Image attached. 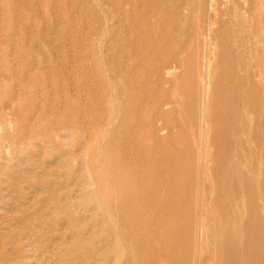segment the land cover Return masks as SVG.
<instances>
[{
    "label": "bare ground",
    "instance_id": "obj_1",
    "mask_svg": "<svg viewBox=\"0 0 264 264\" xmlns=\"http://www.w3.org/2000/svg\"><path fill=\"white\" fill-rule=\"evenodd\" d=\"M12 190L29 264H264V0H0Z\"/></svg>",
    "mask_w": 264,
    "mask_h": 264
},
{
    "label": "rangeland",
    "instance_id": "obj_2",
    "mask_svg": "<svg viewBox=\"0 0 264 264\" xmlns=\"http://www.w3.org/2000/svg\"><path fill=\"white\" fill-rule=\"evenodd\" d=\"M20 191V190H19ZM21 192V193H20ZM20 192H16V193H14V191L12 190V192H11V194L9 195L10 196V198H9V196H8V201H9V203H8V201H7V203L8 204H5L4 205V203L2 202V201H0V207L1 208H3V209H1L0 208V210H4L3 211V214H0V221H2V220H7V217L8 216H6L8 213L9 214H11V213H17V216H19V218H20V220L18 219L17 221L16 220H14V221H12V226H17V228L19 229L20 228V232L22 233H17L16 234V236H12L11 238L9 237V238H5V237H3L2 239H3V241H2V239H0V260H1V264H29L30 262V260L29 259H31L32 257H33V255H32V253H30V251H28L27 250V242L25 243V235H26V233H27V223H28V220H30V217H33L34 216V214L36 215V216H40L41 217V215H43L44 214V207H42V205L37 201H34V204H36L37 206L34 208V209H32L30 212H28V213H26V214H22V212H21V210H24V209H21L22 207L24 208L25 206H27L26 204L27 203H29L28 204V206L30 205V202H28V198L27 197H25V191H20ZM20 197H22V198H20ZM12 196V197H11ZM14 197V198H13ZM17 198H18V200H17ZM20 199V200H19ZM17 202H19V203H17L16 204V201ZM13 201V204L11 203V202ZM27 202V203H26ZM2 203H3V205H2ZM24 203H26V204H24ZM12 204V205H11ZM24 204V205H23ZM18 205V206H17ZM11 208H10V207ZM22 206V207H21ZM6 209H8V211L6 210ZM14 209V210H13ZM20 211H19V210ZM43 209V210H42ZM12 210V211H11ZM15 210H16V212H15ZM18 210V211H17ZM34 210H35V212H34ZM6 211H7V213H6ZM10 211H11V213H10ZM34 212V213H33ZM37 212H38V214H37ZM32 215V216H31ZM4 216V217H3ZM25 224V225H24ZM15 226V227H16ZM22 227V228H21ZM25 227V228H24ZM39 227H42V226H40L39 225ZM23 229V230H22ZM24 229L26 230V231H24ZM57 232V231H56ZM58 236V233H56V236H54L55 237V240H56V237ZM13 237H15V238H13ZM16 242H15V241ZM18 242V243H17ZM15 245V246H14ZM14 246V247H13ZM17 246V247H16ZM46 248H44V247ZM53 245H52V242H48V243H44L41 247H40V252L41 253H48V251L51 253V251H52V247ZM12 248V249H11ZM43 248V249H42ZM51 248V249H50ZM11 250H12V252H11ZM15 251V252H14ZM49 253V254H50ZM18 254V255H17ZM31 255H32V257H31ZM19 258H18V257ZM23 257V258H22ZM24 257H25V259H24ZM21 259V260H20ZM3 261V262H2ZM21 261V262H20ZM22 261H24V262H22ZM29 262V263H28Z\"/></svg>",
    "mask_w": 264,
    "mask_h": 264
}]
</instances>
